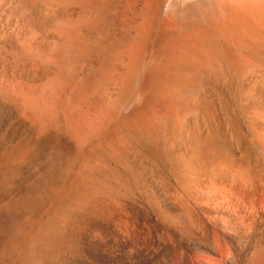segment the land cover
<instances>
[{"label":"bare ground","instance_id":"6f19581e","mask_svg":"<svg viewBox=\"0 0 264 264\" xmlns=\"http://www.w3.org/2000/svg\"><path fill=\"white\" fill-rule=\"evenodd\" d=\"M49 2L63 14L53 18L46 34L31 25L14 33L16 50L49 73L19 93L29 112L66 119L79 148L116 119L152 128V112L164 107L192 69L209 70L226 57L232 66L240 65L242 52L230 54L227 46L256 40L264 23V0ZM251 81L241 98L248 110L242 130L229 117L218 118L219 138L232 156L246 155L242 132L256 147L247 164L229 165L226 173L214 170L194 187L180 186L186 199L156 186L159 200L131 202L125 225L98 215L92 229L54 237L39 247L37 263L26 264H264V113ZM84 104L98 110L78 116ZM197 116L178 120L173 137L177 155L187 164L195 157L193 131L183 127L194 125ZM208 140L220 146L217 139ZM64 164L38 181L33 194L10 204L29 216L18 224L19 233L31 227L37 208L68 178L72 161Z\"/></svg>","mask_w":264,"mask_h":264},{"label":"rangeland","instance_id":"374dc122","mask_svg":"<svg viewBox=\"0 0 264 264\" xmlns=\"http://www.w3.org/2000/svg\"><path fill=\"white\" fill-rule=\"evenodd\" d=\"M61 14L49 0H0V46L4 48L0 49V264L37 263L41 245L54 237L64 239L71 232L92 229L98 215L125 225L131 202L148 205L159 200L156 186L176 199H186L180 186L194 187L214 170L226 173L229 165H245L257 154L242 132L246 155L232 156L219 138L218 118L227 116L242 130L248 110L241 98L249 80L259 92L264 113V23L256 29V40L227 46L230 54L242 52V57L239 52L233 54L241 58L240 65L232 66L226 57L209 70L192 69L183 89H173L164 107L152 112V128L116 119L95 140L86 145L78 142L81 148L85 146L82 151L69 135L66 119L29 112L19 93L39 85L49 73L16 50L15 31L31 25L46 34L53 18ZM95 109L96 105L84 104L77 113L85 117ZM196 114L194 125H182L193 131L195 157L187 164L177 155L173 137L180 129L178 120ZM207 135L220 146H212ZM70 160L68 178L58 182L52 195L37 208L30 229L19 233L18 224L29 216L10 204L33 194L34 185L52 174L51 169L66 166Z\"/></svg>","mask_w":264,"mask_h":264}]
</instances>
